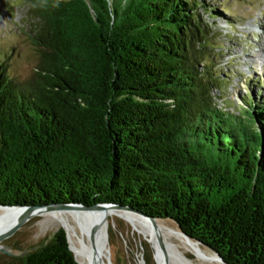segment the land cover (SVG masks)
Returning a JSON list of instances; mask_svg holds the SVG:
<instances>
[{
	"label": "trees",
	"instance_id": "obj_1",
	"mask_svg": "<svg viewBox=\"0 0 264 264\" xmlns=\"http://www.w3.org/2000/svg\"><path fill=\"white\" fill-rule=\"evenodd\" d=\"M21 1L38 58L24 81L0 65V207H128L227 264H264V97L249 91L230 112L213 96L203 14L222 8ZM18 260L77 264L63 229Z\"/></svg>",
	"mask_w": 264,
	"mask_h": 264
},
{
	"label": "rangeland",
	"instance_id": "obj_2",
	"mask_svg": "<svg viewBox=\"0 0 264 264\" xmlns=\"http://www.w3.org/2000/svg\"><path fill=\"white\" fill-rule=\"evenodd\" d=\"M202 1L212 11L219 12L222 8L221 18L203 14L216 34L211 43V60L214 71L221 76L220 91L217 88L212 93L221 107L227 101L230 103L226 104V110L236 112L235 108L242 105L241 97L249 91L255 94L259 90L264 97V0ZM225 18H230L234 25L228 24ZM33 24L29 9L21 0H0V65L18 81L28 79L37 62V48L30 40ZM255 100L264 102L258 97ZM39 213L27 218L10 239L0 242L1 248L8 247L11 254L0 253V264H20L18 258L48 241L59 229L67 235L53 219ZM104 222L112 264H156L148 238L133 231L132 225L114 215L104 218ZM157 222L178 230L172 221ZM3 236L0 230V238ZM186 256L193 258L191 254Z\"/></svg>",
	"mask_w": 264,
	"mask_h": 264
},
{
	"label": "bare ground",
	"instance_id": "obj_3",
	"mask_svg": "<svg viewBox=\"0 0 264 264\" xmlns=\"http://www.w3.org/2000/svg\"><path fill=\"white\" fill-rule=\"evenodd\" d=\"M40 214V213H39ZM41 216L53 219L66 230L69 246L79 264H112L108 244V231L104 218L114 215L132 225L133 231L148 238L156 264H221L214 254L206 252L198 244L186 239L179 230L147 220L120 210L97 208L93 210L53 209ZM14 211L0 210V230L4 236L16 224ZM165 247L166 254L159 243ZM1 248V245H0ZM165 253V252H164ZM191 254L193 258H188Z\"/></svg>",
	"mask_w": 264,
	"mask_h": 264
},
{
	"label": "water",
	"instance_id": "obj_4",
	"mask_svg": "<svg viewBox=\"0 0 264 264\" xmlns=\"http://www.w3.org/2000/svg\"><path fill=\"white\" fill-rule=\"evenodd\" d=\"M97 208H108V209H112V210L125 211V212H128V213H132L134 215H138L139 217H141V218L147 220L148 222H150L153 226H154V223H155V219H153L151 217H148V216H146V215H144V214H142L140 212H136V211L132 210L131 208L121 207V206L111 205V204H101V205H95V206H91V207L78 205V204H61V205L38 206V207H0L1 210L14 211L18 215V218L16 220V224L12 226V228L10 229L8 234H6L5 236L0 238V242L10 239L16 233V231L21 227V225L24 223V221L27 218H30L31 216H33L36 213L47 211V210H53V209H73V210H87V211H89V210H93V209H97ZM179 231L186 239L195 242L196 244L206 248L211 253H213L215 255L216 259L220 263L227 264V263H225L223 261V259L219 256L218 253H216L215 251H212L211 249H209L206 246H203L200 242L192 240L189 236L184 234L181 230H179ZM66 239H67V242H68L69 250L72 253V250H71V248L69 246V240H68L67 235H66ZM159 246L163 250V254H166L165 247H164V245L161 242L159 243ZM0 253L6 254V255H11L10 253H8V247L0 248ZM73 257H74V255H73ZM74 260L76 261L75 257H74ZM77 264H79V263L77 262Z\"/></svg>",
	"mask_w": 264,
	"mask_h": 264
}]
</instances>
